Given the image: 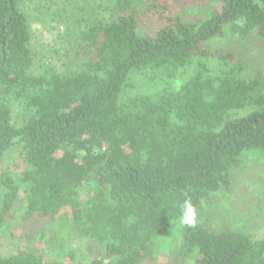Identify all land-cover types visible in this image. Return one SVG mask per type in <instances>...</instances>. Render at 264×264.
<instances>
[{"label": "trees", "instance_id": "trees-1", "mask_svg": "<svg viewBox=\"0 0 264 264\" xmlns=\"http://www.w3.org/2000/svg\"><path fill=\"white\" fill-rule=\"evenodd\" d=\"M252 35L264 0H0V235L16 218L23 239L0 264H162L169 235L164 264H264L263 206L254 232L199 217L237 216L208 202L264 154V73L210 47Z\"/></svg>", "mask_w": 264, "mask_h": 264}, {"label": "rangeland", "instance_id": "rangeland-1", "mask_svg": "<svg viewBox=\"0 0 264 264\" xmlns=\"http://www.w3.org/2000/svg\"><path fill=\"white\" fill-rule=\"evenodd\" d=\"M207 14L210 9H206ZM56 12V11H55ZM57 13L43 15L38 12V17L33 18V30L37 35V41L42 43L50 41L55 47L56 42L61 43L63 36V24L59 23L57 19ZM211 44V43H210ZM211 48L218 49L220 52L233 51V55L240 60L247 62L249 68L254 73H264V42L257 40L253 37H224L220 38ZM255 151H248L243 155L242 163L239 167L234 169L233 172V190L225 196L220 193L214 195L208 202L209 206L215 204L224 203L227 205H238V215L228 216L223 212L221 206L215 209V213H206L203 210L199 213V217L202 214L203 217L212 223L213 225L220 222H227L234 227L249 230L248 227L255 231L254 228V209L257 206L264 207V154ZM246 158H245V157ZM238 202V203H236ZM235 204V205H234ZM246 212V213H245ZM251 218V219H250ZM200 219L201 222H203ZM10 220V219H9ZM253 221V223H252ZM205 223V222H204ZM10 225L13 226V231L10 228V234L5 233L0 235V255H8L17 250L18 247L22 246L23 239L21 233L17 228L21 226L16 218L10 221ZM17 225V226H16ZM63 227V233L65 237L72 242H75V235H67V230ZM264 230V226L261 225L256 227L255 234H261ZM51 236L55 234V231L50 232ZM174 236L169 235L163 242H161L157 248V256L159 262L170 263L176 262L177 253L175 252V243L173 242ZM178 237L177 243H180Z\"/></svg>", "mask_w": 264, "mask_h": 264}, {"label": "clouds", "instance_id": "clouds-1", "mask_svg": "<svg viewBox=\"0 0 264 264\" xmlns=\"http://www.w3.org/2000/svg\"><path fill=\"white\" fill-rule=\"evenodd\" d=\"M197 209L190 200H185L181 205V222L187 226L195 227L197 224Z\"/></svg>", "mask_w": 264, "mask_h": 264}]
</instances>
